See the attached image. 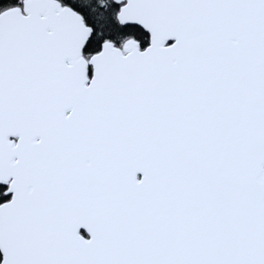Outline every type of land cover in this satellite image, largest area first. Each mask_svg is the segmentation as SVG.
<instances>
[{
    "label": "snow or ice",
    "instance_id": "obj_1",
    "mask_svg": "<svg viewBox=\"0 0 264 264\" xmlns=\"http://www.w3.org/2000/svg\"><path fill=\"white\" fill-rule=\"evenodd\" d=\"M0 264H264V0H0Z\"/></svg>",
    "mask_w": 264,
    "mask_h": 264
}]
</instances>
